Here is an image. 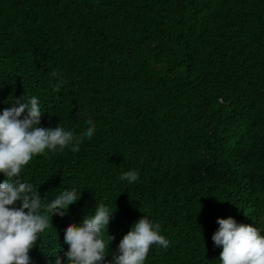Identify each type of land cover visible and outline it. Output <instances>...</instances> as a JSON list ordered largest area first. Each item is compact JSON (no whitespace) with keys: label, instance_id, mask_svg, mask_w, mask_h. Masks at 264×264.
I'll return each mask as SVG.
<instances>
[{"label":"trees","instance_id":"trees-1","mask_svg":"<svg viewBox=\"0 0 264 264\" xmlns=\"http://www.w3.org/2000/svg\"><path fill=\"white\" fill-rule=\"evenodd\" d=\"M33 96L38 126L95 134L21 171L42 203L80 192L31 264H68L64 230L99 204L105 262L143 216L169 241L144 264H221L218 218L264 235V0H0V112Z\"/></svg>","mask_w":264,"mask_h":264},{"label":"clouds","instance_id":"clouds-1","mask_svg":"<svg viewBox=\"0 0 264 264\" xmlns=\"http://www.w3.org/2000/svg\"><path fill=\"white\" fill-rule=\"evenodd\" d=\"M52 76L59 77L53 87L54 92H59L64 81L56 71ZM42 114L35 96L27 100L21 97L0 112V174L5 177L0 182V264H31L29 253L39 235L52 228L51 217L65 215L68 206L80 198L75 189L64 190L51 202L42 203L37 189L19 179L34 156L44 154L45 150L62 152L66 147L73 153L79 152L82 140L95 134L91 119L86 121L89 127L79 137L59 125L40 127ZM120 179L132 184L138 180V173L127 171ZM16 202H20L19 207ZM112 212L99 204L79 226L66 227L63 240L68 246V264H144L153 245L168 247L169 241L159 234L160 225L143 216L123 235L113 259L105 262L109 241L115 237L108 236L104 241L100 234L107 228ZM217 224L211 239L214 246L222 249L221 264H264V235L256 227L238 224L232 217L218 218ZM55 264H62L61 259L57 258Z\"/></svg>","mask_w":264,"mask_h":264}]
</instances>
